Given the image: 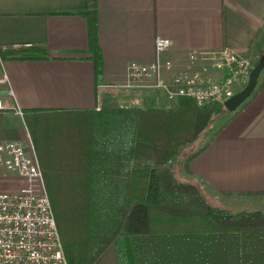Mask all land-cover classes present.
Masks as SVG:
<instances>
[{
  "label": "crops",
  "instance_id": "crops-1",
  "mask_svg": "<svg viewBox=\"0 0 264 264\" xmlns=\"http://www.w3.org/2000/svg\"><path fill=\"white\" fill-rule=\"evenodd\" d=\"M88 6V0H0V76L7 79L0 82V142L25 140L28 109L167 103L158 91L116 88L130 62L170 59L167 79L189 67L221 81L228 71L190 62L187 53L228 48L251 68L264 57V0H95L102 72L94 78ZM157 37L168 38L170 49L157 53ZM246 79L240 77L241 89ZM200 148L188 160L190 173L183 170L185 181L229 209L240 211L252 200L264 207V194H244L264 191V68L250 97Z\"/></svg>",
  "mask_w": 264,
  "mask_h": 264
},
{
  "label": "trees",
  "instance_id": "trees-1",
  "mask_svg": "<svg viewBox=\"0 0 264 264\" xmlns=\"http://www.w3.org/2000/svg\"><path fill=\"white\" fill-rule=\"evenodd\" d=\"M88 5L97 78L95 0ZM212 117L189 98L162 107L23 112L68 264H264V211L211 206L197 186L175 177L173 158ZM202 148L187 154L185 172Z\"/></svg>",
  "mask_w": 264,
  "mask_h": 264
},
{
  "label": "built area",
  "instance_id": "built-area-1",
  "mask_svg": "<svg viewBox=\"0 0 264 264\" xmlns=\"http://www.w3.org/2000/svg\"><path fill=\"white\" fill-rule=\"evenodd\" d=\"M154 46L157 53H162L170 49L172 43L168 38L157 37ZM187 58L190 62H205L220 71H228L229 76L215 81L186 67L167 79L164 73L170 71L173 64L170 59H157L147 64L130 62L125 82L116 88L158 91L168 102L189 98L203 107L217 102L223 104L241 90L240 77H248L251 69L248 58L228 48L189 51ZM0 82H7L4 74ZM140 103L135 100L129 106H140ZM3 107L0 98V109ZM17 112L21 115L20 110ZM0 167L6 173L0 179L3 183L0 189V264H68L28 132L24 141L0 142Z\"/></svg>",
  "mask_w": 264,
  "mask_h": 264
},
{
  "label": "rangeland",
  "instance_id": "rangeland-1",
  "mask_svg": "<svg viewBox=\"0 0 264 264\" xmlns=\"http://www.w3.org/2000/svg\"><path fill=\"white\" fill-rule=\"evenodd\" d=\"M251 70V69H250ZM247 82V81H246ZM245 86V85H244ZM236 93V92H235ZM234 93V94H235ZM248 98V97H247ZM167 104H170V103H166L164 102L161 106L159 107H162V106H166ZM122 106H124L125 104H121ZM128 105V104H127ZM131 105V104H129ZM126 106V105H125ZM132 107H138V106H132ZM139 107H143L142 104H140ZM212 110H213V117L211 119V123H210V127L209 129L204 132L199 138L198 140H196L193 144L191 145H184L183 147L180 148V150L178 151V153L175 155V157L173 158V161H172V167H173V170H174V173H175V177L176 179L181 182V183H188V181H185L184 179V172H183V164H184V161H185V158L187 156V154L193 152V151H196L201 145H203L206 140H208L210 137H211V134L214 133L218 127L225 123L229 117V111H227L224 107H223V104L221 102H217V103H214V104H211L209 106ZM28 130V129H27ZM29 133V131H28ZM30 135V133H29ZM31 138V136H30ZM32 141V139H31ZM33 143V141H32ZM34 146V145H33ZM197 182H191V184L193 185H197V188L199 189L201 195L203 196V198L211 205V206H215V207H220V208H226L230 211H236L235 209L231 208L229 209L226 205L222 204V202H220L219 199H215L214 197H210L209 194H206L204 192V190L201 189V186L197 183ZM247 196H250V195H247ZM245 202L244 199H241L240 201V204L238 205H242L243 203ZM246 204H250L249 205H244L243 209L242 210H264V207H261L260 205H258V202H255V201H250ZM240 209V208H239ZM198 251L197 250H187V251H182V253H191L194 257H196L195 255L197 254L198 256L200 254L197 253ZM194 253V254H193ZM205 255V254H204ZM200 257V256H199ZM192 260L194 258L192 257H189V259H186V258H182V261H185L187 262L188 260ZM166 263L165 264H172L171 260L170 259H166L165 260ZM175 261V264H177L178 260H174Z\"/></svg>",
  "mask_w": 264,
  "mask_h": 264
},
{
  "label": "water",
  "instance_id": "water-1",
  "mask_svg": "<svg viewBox=\"0 0 264 264\" xmlns=\"http://www.w3.org/2000/svg\"><path fill=\"white\" fill-rule=\"evenodd\" d=\"M264 68V57L258 60V63L254 65L248 73L247 82L245 86L228 99L223 102V107L229 111H234L240 104L246 100L256 86L257 79L261 69Z\"/></svg>",
  "mask_w": 264,
  "mask_h": 264
}]
</instances>
